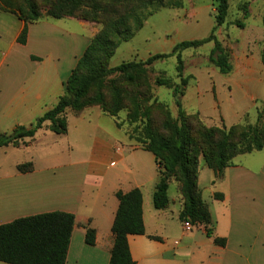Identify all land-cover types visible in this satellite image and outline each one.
<instances>
[{"label":"crops","instance_id":"0c3cea01","mask_svg":"<svg viewBox=\"0 0 264 264\" xmlns=\"http://www.w3.org/2000/svg\"><path fill=\"white\" fill-rule=\"evenodd\" d=\"M24 28L15 15L0 12V133L28 126L57 105L100 31L88 21L45 17L28 24L22 44L18 39ZM67 117L64 135L50 132L46 123L36 134L41 137L28 146L0 148V225L44 213L73 214L66 264H109L119 208L116 193L138 188L145 234L128 237L136 264H264V148L237 156L221 176L200 159L198 185L214 222V237L226 240L222 247L203 226L184 230V199L175 179L169 185L168 207H154L159 181L155 156L130 142L114 118L99 107ZM107 117L114 125H107ZM43 141L59 150L45 156V166L33 164V171L19 172L13 154ZM89 228L96 232L93 246L86 243Z\"/></svg>","mask_w":264,"mask_h":264},{"label":"trees","instance_id":"16d2710c","mask_svg":"<svg viewBox=\"0 0 264 264\" xmlns=\"http://www.w3.org/2000/svg\"><path fill=\"white\" fill-rule=\"evenodd\" d=\"M215 26L207 38L182 41L173 47L170 54H155L145 61L123 62L118 66L108 64L120 45L130 41L139 32L145 21L164 8H182L183 0H0V12L15 15L25 23L18 41L26 43L28 24L38 22L45 17L52 19L74 18L101 25V30L92 39L76 68L66 82L65 94L57 105L28 126H19L11 133H0V148L28 146L35 140L36 134L46 123L48 130L56 135L68 132L69 112L80 113L87 108L99 107L102 112L117 118L123 109L121 89H113V99L105 100L102 92L105 79L120 74L124 80L134 83L138 75L145 74L147 68L158 60L177 58V70L182 72L181 53L186 49L198 48L210 42L214 47L210 51L208 64L214 66L223 75L232 72L229 54L217 39L216 30L224 25L228 17L229 0H215ZM248 16L246 12L245 17ZM188 80L183 79L182 85ZM169 85V81H161ZM95 87L94 96H89ZM175 90L176 105L179 108L181 126L171 121V137L155 131L151 124L150 109L145 107L146 92L133 103L129 114L130 123L144 122L140 136L130 133V140L151 152L156 159L159 181L153 195L154 207L166 209L169 205V185L172 179L180 183V192L184 199V208L180 214L182 222L190 220L196 226H203L209 237H214V222L208 205L202 198L198 185L200 158L205 164L221 176L224 169L240 155L260 151L264 148V110L258 112L255 124H238L226 127H207L201 119L193 125L194 115H187ZM178 95V96H179ZM124 128L123 123L117 122ZM199 137L196 140L194 137ZM219 139L216 140L215 138ZM26 140H30L27 142ZM19 172L34 170L32 162L17 167ZM119 208L116 213L112 232L114 245L109 264H136L132 258L128 237L144 235L143 195L138 188L124 193H116ZM216 198L222 199L221 194ZM75 224V216L65 212L38 214L20 218L11 223L0 225V262L7 264H66L70 241ZM160 240L157 237H151ZM214 242L224 247L226 240L214 237ZM86 243L95 245L96 232L89 228Z\"/></svg>","mask_w":264,"mask_h":264},{"label":"rangeland","instance_id":"374dc122","mask_svg":"<svg viewBox=\"0 0 264 264\" xmlns=\"http://www.w3.org/2000/svg\"><path fill=\"white\" fill-rule=\"evenodd\" d=\"M215 14V0H183L182 8L160 9L145 21L143 28L130 41L120 45L108 66L145 61L155 54H170L174 43L207 38L215 26ZM96 26L101 30V25ZM215 35L227 50L233 67L227 75L208 64L214 47L210 42L181 53V73L177 70V58L170 57L153 63L145 74L137 76L134 83L127 82L118 73L105 79L102 92L107 103L113 99V89H121L123 109L117 118H112L116 123H123L128 137L130 133L138 137L143 131V121L130 123L128 117L133 103L145 92L144 105L150 109L152 127L166 137L172 135L171 121H177L181 126L176 89L184 91V95L176 94L182 110L187 115H194L193 125L198 124L199 119L209 128L229 129L238 124L256 123L258 112L264 110V0H229L228 17ZM183 79L188 80L185 86L182 85ZM165 80L169 85L160 84ZM95 93L93 87L89 96ZM200 109L201 113L198 112ZM112 118H106L107 125H114ZM40 137L41 134L36 139ZM194 138L199 140L198 136ZM130 142L141 146L133 140ZM31 144L22 152L13 154L12 161L19 164L32 162L42 167L45 166V156L59 150L50 141ZM200 159L204 161L203 157Z\"/></svg>","mask_w":264,"mask_h":264},{"label":"built area","instance_id":"2783aa9c","mask_svg":"<svg viewBox=\"0 0 264 264\" xmlns=\"http://www.w3.org/2000/svg\"><path fill=\"white\" fill-rule=\"evenodd\" d=\"M183 226L186 232H192L197 228V226L193 224L190 220L184 221Z\"/></svg>","mask_w":264,"mask_h":264}]
</instances>
